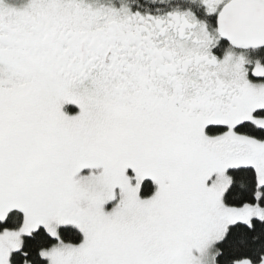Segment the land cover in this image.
Here are the masks:
<instances>
[{
	"label": "snow or ice",
	"instance_id": "snow-or-ice-1",
	"mask_svg": "<svg viewBox=\"0 0 264 264\" xmlns=\"http://www.w3.org/2000/svg\"><path fill=\"white\" fill-rule=\"evenodd\" d=\"M0 264H264V0H0Z\"/></svg>",
	"mask_w": 264,
	"mask_h": 264
}]
</instances>
